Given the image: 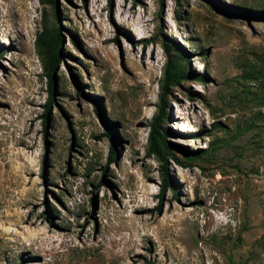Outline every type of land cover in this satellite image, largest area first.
I'll return each mask as SVG.
<instances>
[{
  "label": "rangeland",
  "instance_id": "obj_1",
  "mask_svg": "<svg viewBox=\"0 0 264 264\" xmlns=\"http://www.w3.org/2000/svg\"><path fill=\"white\" fill-rule=\"evenodd\" d=\"M57 15L64 58L46 125L35 42L54 8L0 0V264H264V125L245 130L259 108L242 78L264 62V0H57ZM160 33L205 78L168 98L180 162L168 157L165 192L148 154Z\"/></svg>",
  "mask_w": 264,
  "mask_h": 264
},
{
  "label": "trees",
  "instance_id": "obj_2",
  "mask_svg": "<svg viewBox=\"0 0 264 264\" xmlns=\"http://www.w3.org/2000/svg\"><path fill=\"white\" fill-rule=\"evenodd\" d=\"M54 8L55 13V24L48 25L47 23L43 25L41 31L36 38V50L38 57L40 58L44 70L49 79V90L50 97L48 104L46 106L47 111L45 113V124L50 119L49 112L51 105L55 101L56 96V83H55V72L59 68L60 63L63 61L64 54L62 51L63 43V34L62 27L57 15V0H49ZM163 36V45L168 53V63L164 68V73L160 81V104L159 112L155 117L152 129L150 132L148 140V154L155 155L162 162V170L164 174L163 178V189L164 192L168 187L175 189L173 180L171 179L168 171L169 158L179 161L177 156L172 155L170 144L168 143V136L170 134L169 130L163 126V123L169 119V113L167 107L169 106L168 98L173 93V89L177 86H180L184 81L188 80L191 77H197L198 80H204L203 75H197L191 73L187 66L183 64L182 61H189L188 54L182 50V46L179 43H175L167 38L163 33H160ZM4 46L0 45V55L4 51ZM250 63L245 65L244 73L242 78L245 79L250 85L257 87L256 92L252 93V101L257 103L259 110L252 111L253 116L250 121H248L245 130L253 129L264 125V62ZM75 83L79 87V91L82 93V89L79 83L75 80ZM215 128H218L220 131H227L229 127L222 122H217L214 124ZM107 136L112 141L111 154L109 157V162H113L117 156V150L114 143V138L111 135V129L108 127ZM219 143H217L218 145ZM217 149V147H213ZM190 155V154H189ZM197 158L205 159L211 154H202L200 152H195L194 154ZM180 162V161H179ZM163 199V196H162Z\"/></svg>",
  "mask_w": 264,
  "mask_h": 264
},
{
  "label": "bare ground",
  "instance_id": "obj_3",
  "mask_svg": "<svg viewBox=\"0 0 264 264\" xmlns=\"http://www.w3.org/2000/svg\"><path fill=\"white\" fill-rule=\"evenodd\" d=\"M201 65V64H200ZM199 69V68H198ZM202 69V68H201Z\"/></svg>",
  "mask_w": 264,
  "mask_h": 264
}]
</instances>
